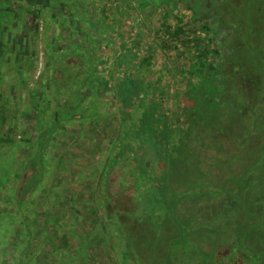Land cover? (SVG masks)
<instances>
[{"label":"rangeland","instance_id":"obj_1","mask_svg":"<svg viewBox=\"0 0 264 264\" xmlns=\"http://www.w3.org/2000/svg\"><path fill=\"white\" fill-rule=\"evenodd\" d=\"M146 2L52 0V10L39 15L37 31L24 36L21 45L12 50L0 44L7 74L0 81V134L14 139L0 144V264H20L25 247L33 264L36 252L49 249L42 240L51 237L44 220L52 212L55 219L65 221L62 229L74 224L59 210L68 201L73 204L72 195L79 190L99 187L104 167L115 156L113 149L128 144L130 137L132 144L137 143L133 140L137 135L132 134L137 133L140 116L151 110L154 120L167 128L186 127L183 108L191 105L185 99L186 79L201 61L214 65L216 56L211 47L194 41L206 43L207 33L191 8L180 0L167 6L160 0ZM228 5L231 19H244L233 45L250 43L254 52L264 46V0H230ZM236 53L232 56L239 60L242 51ZM249 53L247 49L250 63L256 55ZM93 66L108 83L97 90L96 101L88 76ZM199 79L192 77V82ZM128 83L132 91L121 95ZM130 96H134L132 105L127 107ZM75 107L78 111L70 113ZM49 130L51 142L42 152L48 174L20 209L15 196L25 163L38 150L41 134ZM131 168L126 163L123 170ZM121 172L113 177L114 190L119 189ZM74 215L70 211L69 216ZM26 227L33 232L30 244ZM49 235L54 237L52 232ZM55 241L62 245L59 238ZM59 246L61 258L66 251Z\"/></svg>","mask_w":264,"mask_h":264},{"label":"trees","instance_id":"obj_2","mask_svg":"<svg viewBox=\"0 0 264 264\" xmlns=\"http://www.w3.org/2000/svg\"><path fill=\"white\" fill-rule=\"evenodd\" d=\"M160 1L167 6L175 0ZM249 46L230 45L229 54L214 65L205 59L191 68L185 98L191 105L183 108L185 128L163 126L151 110L140 116L137 133L132 134L137 143L132 144L128 135V144L113 149L115 156L104 167L99 187L79 190L71 196L75 202L68 201L59 210L74 224L62 229L61 217L55 219L53 212L46 216L44 227L51 237L42 241L49 249L36 252L33 264L262 262L258 245L264 215V46H258L256 53ZM247 49L256 55L253 62L247 59ZM239 50L238 60L232 54ZM3 58L0 51V81L7 75ZM88 76L96 101L97 90L108 83L94 66ZM195 76L200 78L197 83L192 82ZM132 89L128 83L121 95ZM133 97L127 98V107ZM77 111L75 107L70 113ZM50 134L51 130L41 134L38 150L25 163L15 196L20 209L48 174L42 152L51 142ZM8 143H14L12 136L0 134V144ZM126 163L133 169L125 172ZM119 172L120 190H114L112 180ZM25 230L30 244L33 232ZM57 246L65 249V256L58 257ZM27 249L20 254V264L30 262Z\"/></svg>","mask_w":264,"mask_h":264},{"label":"flooded vegetation","instance_id":"obj_3","mask_svg":"<svg viewBox=\"0 0 264 264\" xmlns=\"http://www.w3.org/2000/svg\"><path fill=\"white\" fill-rule=\"evenodd\" d=\"M180 2L191 8L199 19L206 34V43L211 47V54L216 56L214 61L229 54V47L236 43L233 36L237 30L244 25V19L232 17L225 7H229L230 0H180ZM52 0H0V44L14 47L21 45L24 36L37 31L39 26V15L45 10H52ZM238 19V21H233ZM10 20L12 23H9ZM235 26V29L232 28ZM14 31H21L22 34H14ZM212 56V57H213ZM264 180V177H263ZM264 206V200H263ZM264 208V207H263ZM260 226L259 252L262 255L264 264V215ZM251 231V230H250Z\"/></svg>","mask_w":264,"mask_h":264}]
</instances>
